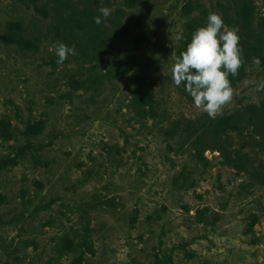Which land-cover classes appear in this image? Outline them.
I'll return each instance as SVG.
<instances>
[{"label":"rangeland","instance_id":"374dc122","mask_svg":"<svg viewBox=\"0 0 264 264\" xmlns=\"http://www.w3.org/2000/svg\"><path fill=\"white\" fill-rule=\"evenodd\" d=\"M187 1L102 0L111 45L75 35L76 55L58 65L57 1L0 0V125L12 135L0 131V264H264V183L234 164L256 167L264 154L250 132L234 134L232 161L197 147L211 118L172 79ZM196 1L220 14L222 0ZM253 1L263 22L264 0ZM10 22L37 47L9 43ZM135 37L154 92L145 115L126 80L98 79ZM252 59L222 113L264 100L253 83L264 65Z\"/></svg>","mask_w":264,"mask_h":264},{"label":"trees","instance_id":"16d2710c","mask_svg":"<svg viewBox=\"0 0 264 264\" xmlns=\"http://www.w3.org/2000/svg\"><path fill=\"white\" fill-rule=\"evenodd\" d=\"M55 1H57L59 7L64 11L57 19L55 32L58 35L67 34L65 39L68 46H71L68 38L75 35L89 36L97 45L102 41L106 45H111L112 37L106 35L103 27L94 22V18L98 16L99 10L95 12L91 9V6L85 4L92 1V4L101 7L103 6L102 0H80V2L85 4L82 9L76 5V0ZM146 1L149 0H124V3L126 7H135ZM255 10L253 0H222L220 15L226 25L239 28V43L242 48L243 64L238 70V75L235 77L229 76L232 87L236 86L244 78L245 65L250 59L259 57L264 65V21L256 23ZM183 12L190 17L182 35L183 39H180L178 42L177 55L179 57L186 50L194 31L206 25L209 15L206 7L196 0H188L183 6ZM121 14L122 11L117 16L118 22ZM122 27L121 23L117 26L118 29ZM5 34L9 43L31 49L37 47L36 42L27 37L20 22H10L7 25ZM99 39L100 41L98 42ZM139 39V37H135V46L127 53L118 57L98 79L99 81L102 79H106L107 81H111L112 79L118 81L126 80L132 92L130 107L134 109L137 115H145L153 112L154 92L153 85L147 75V62L138 53V46L141 44ZM94 49L98 53V47H94ZM72 80L73 82H77L80 87L86 88L87 84L83 81L75 77ZM180 89L182 95L194 103L192 97L185 91L183 83ZM198 129L199 131L195 138L197 147H204L213 151L217 150L231 161L234 160L231 156L234 134L242 136L245 132H250L255 138L256 146L264 154V100L258 105L247 106L242 110L238 109L222 113L216 119H209L208 122L200 125ZM0 131L4 137L9 138L12 136L9 123L7 122L1 123ZM234 164H237L245 172L250 173L254 180L264 183V160L259 162L256 167H250L240 160H236ZM204 216L203 210H199V217L204 218Z\"/></svg>","mask_w":264,"mask_h":264},{"label":"clouds","instance_id":"9594fccd","mask_svg":"<svg viewBox=\"0 0 264 264\" xmlns=\"http://www.w3.org/2000/svg\"><path fill=\"white\" fill-rule=\"evenodd\" d=\"M94 22L99 25L111 15L106 6L99 8ZM103 17V20H102ZM176 39H183L182 34ZM238 27H229L219 13H209L205 26L192 34L186 50L176 59L171 71L176 86L184 84L185 91L192 97L194 105L202 108L211 119L222 115L223 106L233 99L235 90L229 76L238 75L243 64ZM58 57L57 64H63L69 55H76L75 47L63 42L52 46ZM252 63L261 66L259 57ZM256 91H264V79L256 82Z\"/></svg>","mask_w":264,"mask_h":264}]
</instances>
